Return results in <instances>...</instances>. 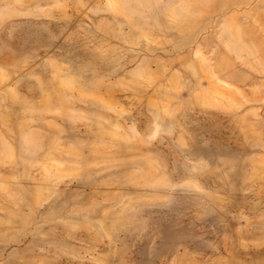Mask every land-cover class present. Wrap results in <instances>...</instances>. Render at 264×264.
Segmentation results:
<instances>
[{
	"label": "rangeland",
	"instance_id": "rangeland-1",
	"mask_svg": "<svg viewBox=\"0 0 264 264\" xmlns=\"http://www.w3.org/2000/svg\"><path fill=\"white\" fill-rule=\"evenodd\" d=\"M0 264H264V0H0Z\"/></svg>",
	"mask_w": 264,
	"mask_h": 264
}]
</instances>
